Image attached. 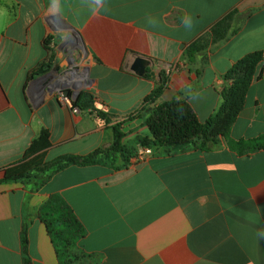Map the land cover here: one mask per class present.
Listing matches in <instances>:
<instances>
[{"label":"crops","instance_id":"obj_1","mask_svg":"<svg viewBox=\"0 0 264 264\" xmlns=\"http://www.w3.org/2000/svg\"><path fill=\"white\" fill-rule=\"evenodd\" d=\"M92 7L91 0H0V177L43 145L47 159L105 148L112 124L122 120V141L136 153L135 137L150 135L136 111L163 77L158 102L187 99L205 121L221 105L225 73L256 51L261 60L229 136L264 132V0H104L95 13ZM223 18L227 36L215 41L212 28ZM194 42L206 47L188 61L184 51ZM74 49L87 55L89 90L107 120L72 112L51 92ZM136 55L150 62L141 76L131 69ZM218 138L206 151L154 148L119 169L72 164L37 190L0 182V264H24V254L29 264H59L38 218L53 193L85 228L77 246L86 260L78 264H264V150L240 154Z\"/></svg>","mask_w":264,"mask_h":264},{"label":"trees","instance_id":"obj_2","mask_svg":"<svg viewBox=\"0 0 264 264\" xmlns=\"http://www.w3.org/2000/svg\"><path fill=\"white\" fill-rule=\"evenodd\" d=\"M225 21L226 19L223 18L213 26L215 41L223 40L227 36ZM205 47L206 44L194 42L185 49L184 55L188 61H191L194 55ZM260 60L259 51L246 54L225 73L221 105L205 121L199 120L187 99L174 97L158 102L165 84L163 77L161 83L144 98L142 107L136 111L140 113L142 122L148 127L150 135L136 136L135 145L148 146L152 149L161 148L165 151H168L171 146L189 145V147L206 151L219 145L218 134H221L226 138L229 148L240 154L264 150V132L247 139H234L229 136L230 127L243 107L246 90ZM43 70L44 68L40 69V71ZM146 76L149 75L146 74ZM74 105L81 112L94 113L107 120L104 111L96 107L90 90H81ZM133 115L130 114L127 118L131 119ZM122 123L123 120L112 124L113 139L105 148H97L82 155L63 154L47 159L48 147L43 145L17 162L2 168L0 182L31 184L33 190H37L54 173L72 164H107L114 169L125 167L135 155V147L123 143L126 132L121 128ZM38 218L47 229L59 264H75L77 257L74 250L79 251L77 243L84 237L86 231L70 205L60 194L53 193L40 205ZM25 227L24 224L21 231L24 253H26L27 244ZM23 263L29 264L26 254L23 256Z\"/></svg>","mask_w":264,"mask_h":264},{"label":"built area","instance_id":"obj_3","mask_svg":"<svg viewBox=\"0 0 264 264\" xmlns=\"http://www.w3.org/2000/svg\"><path fill=\"white\" fill-rule=\"evenodd\" d=\"M63 65L58 71V76L53 80L51 92L68 106L72 112L78 113L80 110L74 105L77 98L76 94L81 90L92 88V82L86 64L87 55L83 49H74L67 52L64 57ZM152 153V148L140 146L132 157L133 162L145 160Z\"/></svg>","mask_w":264,"mask_h":264},{"label":"water","instance_id":"obj_4","mask_svg":"<svg viewBox=\"0 0 264 264\" xmlns=\"http://www.w3.org/2000/svg\"><path fill=\"white\" fill-rule=\"evenodd\" d=\"M150 62L147 58L143 56L136 55L132 64L131 69L133 72L137 75H143L146 71V67L149 66ZM78 96V93L76 94V97Z\"/></svg>","mask_w":264,"mask_h":264},{"label":"clouds","instance_id":"obj_5","mask_svg":"<svg viewBox=\"0 0 264 264\" xmlns=\"http://www.w3.org/2000/svg\"><path fill=\"white\" fill-rule=\"evenodd\" d=\"M91 4L93 5L91 10H92L93 13H95L99 8L103 7L104 0H91ZM184 23L188 27L191 26V20H185ZM261 235H264V233H262Z\"/></svg>","mask_w":264,"mask_h":264},{"label":"rangeland","instance_id":"obj_6","mask_svg":"<svg viewBox=\"0 0 264 264\" xmlns=\"http://www.w3.org/2000/svg\"><path fill=\"white\" fill-rule=\"evenodd\" d=\"M128 145H131V142H128L127 143ZM52 157H54V153H52L51 155H50V157H49V159H52ZM74 254L76 255V257H77V264L79 263V262H81V260H84L85 259V256H83L82 254H80V252L79 251H77V250H74ZM86 260V259H85Z\"/></svg>","mask_w":264,"mask_h":264}]
</instances>
